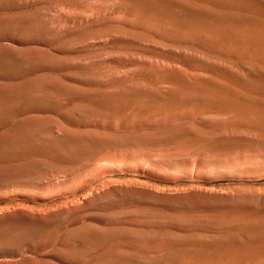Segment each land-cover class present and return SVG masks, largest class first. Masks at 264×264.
<instances>
[{
    "label": "rangeland",
    "instance_id": "obj_1",
    "mask_svg": "<svg viewBox=\"0 0 264 264\" xmlns=\"http://www.w3.org/2000/svg\"><path fill=\"white\" fill-rule=\"evenodd\" d=\"M263 40L264 0H0V264H204L260 233Z\"/></svg>",
    "mask_w": 264,
    "mask_h": 264
},
{
    "label": "bare ground",
    "instance_id": "obj_2",
    "mask_svg": "<svg viewBox=\"0 0 264 264\" xmlns=\"http://www.w3.org/2000/svg\"><path fill=\"white\" fill-rule=\"evenodd\" d=\"M244 5V4H243ZM239 8V7H238ZM244 8V7H243ZM250 9V8H249ZM240 10V9H239ZM242 10V9H241ZM242 12V11H241ZM255 13H253V15H254ZM263 20V19H262ZM257 21H258V19H257ZM255 22V21H254ZM260 22V21H259ZM262 22V21H261ZM253 23V22H252ZM235 24V23H234ZM236 30V29H235ZM242 30H240V32H241ZM209 32V31H208ZM234 33V32H233ZM232 33V34H233ZM208 34V33H207ZM211 34V31H210V33H209V35ZM241 34V33H240ZM235 35V34H234ZM243 35V34H242ZM211 36V35H210ZM210 36H208L209 38H210ZM228 36H229V34H228ZM228 36H226V38H227V40H229V39H231V35L229 36V38H228ZM211 37H213V36H211ZM226 38H224V39H226ZM247 38V37H246ZM224 39H222V41H224ZM232 41H234L233 43H235V41H236V46H237V39L235 40H233V38L231 39ZM240 40V39H239ZM242 40V39H241ZM231 41V42H232ZM248 41V40H247ZM225 42H226V40H225ZM225 42H224V44H225ZM243 42V41H242ZM241 42V43H242ZM249 42H251V40L249 41ZM220 43V42H219ZM222 43V42H221ZM239 43V42H238ZM241 43H239L238 45H240ZM226 44L228 45V42H226ZM247 44V43H246ZM226 45V46H227ZM241 45H243V44H241ZM245 45V44H244ZM218 46H219V44H218ZM225 46V47H226ZM233 46V49H234V44L232 45L231 44V47ZM248 46H251V45H249V44H247V47ZM253 46V45H252ZM221 47V50L222 49H226V48H222L223 46H219L218 48H220ZM242 47V46H241ZM241 47H239L240 49H241ZM244 47H246V46H244ZM244 47H242V49L244 48ZM246 47V48H247ZM254 47V46H253ZM252 47V49L250 50L249 49V52L250 51H252L254 48ZM257 47V46H256ZM258 47L260 48V49H262L263 51L262 52H264V40L263 41H260L259 43H258ZM236 48V47H235ZM237 48H238V46H237ZM238 48V49H239ZM241 49V50H242ZM248 49V48H247ZM229 50H230V47H229ZM241 50H239V52L241 51ZM243 50H245V49H243ZM235 51V50H234ZM222 52H224V51H222ZM230 52H232V51H230ZM236 53L238 52V51H235ZM235 52H233V54L235 53ZM238 52V56L240 55V53L241 52H243V51H241L240 53ZM246 52V51H245ZM228 53V52H227ZM235 53V55H237ZM244 53V52H243ZM247 53V52H246ZM257 53V52H256ZM245 54V53H244ZM247 54H255V53H247ZM258 54V53H257ZM256 54V55H257ZM242 56H244V55H242ZM246 56V55H245ZM250 56V55H249ZM261 56V55H260ZM259 55H258V60L260 61L261 59L259 58L260 57ZM252 57H254V55L252 56ZM256 60H257V58H256ZM263 60H264V58H263ZM264 62V61H263ZM238 83V82H237ZM251 108V107H250ZM253 108V107H252ZM260 111V110H259ZM251 119V118H250ZM256 119H257V117H256ZM260 119H262L263 120V118H260ZM229 122V121H228ZM253 126H255V127H257V128H263V130H264V122L263 123H259V122H256L255 121V124L253 125ZM262 128H261V130H262ZM256 131V130H255ZM264 155V154H263ZM251 157V156H250ZM258 156H253L252 155V158L250 159V158H248L247 157V161H249V160H254L255 159V161L256 160H258V159H261V157H262V159L264 158V156H261L260 158L258 157ZM257 158V159H256ZM243 160V159H242ZM264 160V159H263ZM263 160H261V161H263ZM241 162H243V161H241ZM250 162V161H249ZM256 162H258V161H256ZM244 164H246V163H248V162H243ZM261 163H263V162H260V164ZM242 164V163H241ZM257 164V163H256ZM255 164V165H256ZM260 164H258L259 166H260ZM264 164V163H263ZM238 165V164H237ZM239 168V167H238ZM244 168V167H243ZM251 225V224H250ZM254 226H256V228H259V231H260V233L258 232L257 234H256V231H254L255 232V235L254 236H252L249 240H244V241H241L240 243H236V242H234L233 244L231 243V244H228L226 247H225V245H224V248L219 252V256L217 257V260L216 259H214V261H213V258L212 257H206L207 259H206V261L204 262V264H264V232H261V228H264V220H262V219H260V220H258L256 223H255V225ZM257 230V229H256ZM253 235V234H252ZM244 238V237H243ZM247 237H245V239H246ZM239 240V239H238ZM242 240V239H241ZM240 241V240H239ZM211 251V250H210ZM244 253V255H242V253ZM216 253V252H215ZM240 253H241V255H240ZM215 258V257H214ZM218 258H219V261H218ZM216 261H218V262H216Z\"/></svg>",
    "mask_w": 264,
    "mask_h": 264
}]
</instances>
